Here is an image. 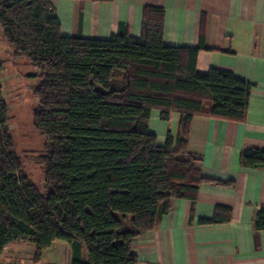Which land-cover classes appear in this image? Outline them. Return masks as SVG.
Returning a JSON list of instances; mask_svg holds the SVG:
<instances>
[{
  "label": "trees",
  "instance_id": "16d2710c",
  "mask_svg": "<svg viewBox=\"0 0 264 264\" xmlns=\"http://www.w3.org/2000/svg\"><path fill=\"white\" fill-rule=\"evenodd\" d=\"M0 31L10 58L38 71L33 126L44 139L32 158L39 189L16 151L0 85V253L27 238L38 257L61 240L70 264H137L132 242L155 228L172 198L193 204L201 183L231 184L196 166L190 122L194 115L243 120L251 84L225 69L198 73L197 48L165 45L162 7H143L139 37L120 24L97 39L62 35L50 0H0ZM152 109L162 120L179 114L176 136L168 132L163 145L148 128ZM241 161L264 167V148H245ZM223 211L217 205L200 223L227 221ZM253 225L264 229V204Z\"/></svg>",
  "mask_w": 264,
  "mask_h": 264
},
{
  "label": "crops",
  "instance_id": "0c3cea01",
  "mask_svg": "<svg viewBox=\"0 0 264 264\" xmlns=\"http://www.w3.org/2000/svg\"><path fill=\"white\" fill-rule=\"evenodd\" d=\"M64 36L106 39L127 27L141 33L142 9H164L163 42L197 48L195 69L231 71L251 84L241 121L194 115L187 148L199 156L196 166L206 178L226 183H201L194 203L172 198L155 228L132 242L137 264H264V229L254 231L258 208L264 204V167L242 164L245 148H264V0H50ZM179 114L167 120L152 109L149 130L163 145L169 132L176 136ZM217 205L227 206V221L211 220ZM82 256L85 253L82 252ZM71 249L54 240L36 257L30 240H10L0 264H70Z\"/></svg>",
  "mask_w": 264,
  "mask_h": 264
},
{
  "label": "rangeland",
  "instance_id": "374dc122",
  "mask_svg": "<svg viewBox=\"0 0 264 264\" xmlns=\"http://www.w3.org/2000/svg\"><path fill=\"white\" fill-rule=\"evenodd\" d=\"M0 60H3L0 85L3 99L8 106V128L16 151L22 159L24 171L31 181L42 189L41 168L32 161V158L42 153L44 148V139L33 126V112L38 103L33 86L39 82L34 75L38 71L25 60L10 58L1 31Z\"/></svg>",
  "mask_w": 264,
  "mask_h": 264
},
{
  "label": "built area",
  "instance_id": "2783aa9c",
  "mask_svg": "<svg viewBox=\"0 0 264 264\" xmlns=\"http://www.w3.org/2000/svg\"><path fill=\"white\" fill-rule=\"evenodd\" d=\"M27 238H20V240H26Z\"/></svg>",
  "mask_w": 264,
  "mask_h": 264
}]
</instances>
